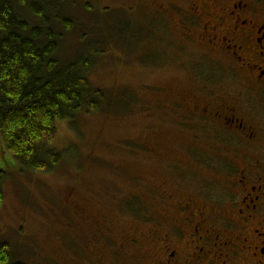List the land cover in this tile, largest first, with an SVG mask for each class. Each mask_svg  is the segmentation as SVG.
Wrapping results in <instances>:
<instances>
[{"label":"rangeland","instance_id":"rangeland-1","mask_svg":"<svg viewBox=\"0 0 264 264\" xmlns=\"http://www.w3.org/2000/svg\"><path fill=\"white\" fill-rule=\"evenodd\" d=\"M152 2L66 0L62 6L72 25H56L60 58L93 59L88 79L106 91V105L57 121L51 147L63 160L52 172L23 167L0 134V241L9 243L15 263L116 264L113 243L94 237L108 227L124 248L120 264H136L129 239L147 230L137 212L163 206L153 188L177 180V193H190L181 164L197 170L185 146L202 144L177 119L199 102L198 72L207 69L196 61L205 60V49L179 35L171 19H159ZM214 65L210 76L225 78L215 85L224 93L231 75ZM147 249L141 250L146 260Z\"/></svg>","mask_w":264,"mask_h":264},{"label":"flooded vegetation","instance_id":"flooded-vegetation-1","mask_svg":"<svg viewBox=\"0 0 264 264\" xmlns=\"http://www.w3.org/2000/svg\"><path fill=\"white\" fill-rule=\"evenodd\" d=\"M151 5L159 19H171L179 35L205 49V60L196 62L207 70L198 72L199 102L177 119L202 144L185 146L197 170L181 164L190 193L179 195L177 180L153 188L163 206L137 212L147 230L129 239L136 264H264V0ZM214 64L231 75L224 93L215 85L225 78L210 76ZM98 230L94 237L113 243L111 255L120 264L124 248L108 227ZM145 245L147 260L141 257Z\"/></svg>","mask_w":264,"mask_h":264},{"label":"trees","instance_id":"trees-1","mask_svg":"<svg viewBox=\"0 0 264 264\" xmlns=\"http://www.w3.org/2000/svg\"><path fill=\"white\" fill-rule=\"evenodd\" d=\"M65 2L0 0V134L4 148L37 172H52L62 163L63 153L51 147L57 121L106 105V91L88 79L93 59L60 58L56 25H72L62 15ZM3 202L0 188V209ZM0 264H20L7 242L0 241Z\"/></svg>","mask_w":264,"mask_h":264}]
</instances>
